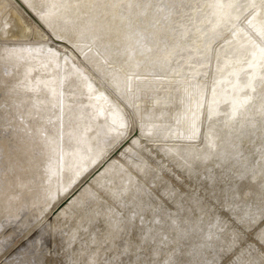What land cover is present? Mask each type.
I'll return each instance as SVG.
<instances>
[{"label": "rangeland", "instance_id": "1", "mask_svg": "<svg viewBox=\"0 0 264 264\" xmlns=\"http://www.w3.org/2000/svg\"><path fill=\"white\" fill-rule=\"evenodd\" d=\"M100 1L106 8L97 6L95 17L104 32L79 43L60 31L71 41L61 45L50 39V25L37 27L0 0V147L10 145L7 154L17 158L8 179L18 188L13 204L24 209L14 230L0 236V262L264 264V0H111L122 17L117 21L107 12L111 3ZM61 2L55 23L68 20L77 29L83 0ZM37 44L43 56L34 51ZM80 83L88 95L100 96L107 112L115 111L123 132L133 123L146 136L137 132L141 137L130 138L122 154L89 175L103 146L91 169L66 186L60 168V186L51 173L63 150L81 141L90 153L112 142L101 131L104 118L87 122L91 106L77 95ZM27 85L34 99L22 93ZM43 100L49 103L44 118L59 113L54 120H62L68 105L79 117L47 126L42 136V119L31 115L34 102L45 106ZM77 184L71 215L47 222V204Z\"/></svg>", "mask_w": 264, "mask_h": 264}, {"label": "bare ground", "instance_id": "2", "mask_svg": "<svg viewBox=\"0 0 264 264\" xmlns=\"http://www.w3.org/2000/svg\"><path fill=\"white\" fill-rule=\"evenodd\" d=\"M9 4H11V6H13V7H15L16 9H17V11L21 14V16L23 17V18H25V19H28L30 22H32L34 25H37V27L38 26H42V24H44V25H47L48 27H49V25H50V29L52 30L51 32H53V37H51L50 39L52 40V42H54V43H58V44H64L63 43V41H69V42H71L70 40H68L67 38V36L65 37V36H63V34H59V32L60 31H62L63 33H66L67 35H71V36H73V39H75V38H77L78 40H80L79 41V43L80 42H82V41H91V38L93 37V36H95V35H93L94 33H99V32H104L103 30H101L102 28H103V26H102V24L100 23V22H98L97 21V17H95V15L97 14V11L98 10H96V7L97 6H101V5H103V4H101V1L99 0V1H97L96 2V0H89V2H86L87 0H83V6H84V9H83V14L81 15V17H79L78 18V22H79V26H78V28L77 29H74L73 27H71V21H66V24H64V25H62V26H59L57 23H55V19L53 18L54 16H57L56 14L59 12V11H61V9H62V6H63V4H62V2H61V0H6ZM118 3H119V1L118 0H116ZM133 1H135V0H129V2L130 3H132ZM108 2L109 3H111V4H108V6L110 5L111 7L110 8H112V7H115V5L117 4L116 2L114 3L113 1H111V0H108ZM107 2V3H108ZM106 3V2H105ZM106 3V4H107ZM121 3V2H120ZM119 3V4H120ZM105 4V5H106ZM6 5V4H5ZM68 6V5H67ZM104 6V5H103ZM102 6V7H103ZM107 6V5H106ZM118 6V5H117ZM105 7V6H104ZM99 9H100V7H98ZM106 8V7H105ZM109 8V7H108ZM107 8V9H108ZM109 8V9H110ZM119 8V7H118ZM117 8V9H118ZM43 9H45V11L43 10ZM88 9H91V11H89ZM101 9H104V8H101ZM113 9L114 8H112V9H110V10H107V12L109 11L110 12V15H112V17H113V15H114V18H116L117 16H119L118 14H116L117 16H115V14H114V12H113ZM47 10V11H46ZM86 10H87V12H89V14H87L86 13ZM116 11V10H115ZM119 11V10H118ZM91 12V13H90ZM106 12V11H105ZM109 12H108V14H109ZM111 12H112V14H111ZM100 13H102L103 14V10H102V12H101V10H100ZM120 14V13H119ZM98 15V14H97ZM107 15V14H106ZM105 15V16H106ZM100 16H101V14H100ZM103 16V15H102ZM102 16H101V18L100 19H102ZM110 17V16H109ZM111 17V19H113V21H115V19L114 18H112ZM121 17V15L119 16V18ZM88 18H91L92 20H91V22H92V24H91V26L90 27H88V26H86V23L87 22H89V21H87V19ZM99 19V18H98ZM105 19H107V17L105 18ZM103 20V19H102ZM120 20H122V17L120 18ZM109 21V20H108ZM112 21V22H113ZM116 21H117V18H116ZM115 21V22H116ZM111 22V21H110ZM114 22V23H115ZM114 23L113 24H111V25H114ZM88 24V23H87ZM104 24H106V20H105V23ZM107 25V24H106ZM106 25H105V27H106ZM36 27V26H35ZM111 27V26H110ZM41 28H43V27H41ZM109 28V27H108ZM108 28H107V32H108ZM104 29V28H103ZM40 31H41V29H40ZM42 32H44V31H42ZM105 32H106V30H105ZM45 35V34H44ZM65 35V34H64ZM81 35L82 36H86V37H81ZM120 35V34H119ZM46 36H48V35H46ZM121 36V35H120ZM75 37V38H74ZM122 37V36H121ZM48 38V37H47ZM46 38V39H47ZM137 38V37H136ZM93 39H94V37H93ZM92 39V40H93ZM96 39V38H95ZM94 39V40H95ZM104 39V38H103ZM117 40H119L118 38H117ZM127 40H129L128 38H127ZM136 40V39H135ZM137 42H138V40H136ZM49 42H51V41H49ZM73 42V41H72ZM115 42V41H114ZM119 42H121V41H119ZM123 42V41H122ZM126 42V41H125ZM130 42V41H129ZM46 43V42H45ZM47 43H48V40H47ZM86 43V42H85ZM89 43V42H88ZM118 43V42H117ZM66 44V43H65ZM75 44V43H74ZM121 44V43H120ZM119 44V45H120ZM123 44V43H122ZM126 44H128V43H126ZM125 44V45H126ZM130 44V43H129ZM118 45V44H117ZM124 44L122 45L123 47L122 48H124V46H125ZM14 46V45H13ZM7 47H12V46H5L4 48L6 49ZM40 46H39V44H37V45H35V47L34 48H36V49H34V51H36L37 50V52H39L38 54H39V56H43L45 53L44 52H42L41 50H40V48H39ZM42 47V46H41ZM59 48H61L60 46H58ZM105 47V45H103V47H102V49H103V51L105 52V53H107V55L109 54L110 56H112L113 58H118V57H115L113 54V52H107L106 51V49L104 48ZM107 47V46H106ZM43 48V47H42ZM71 48V47H70ZM70 48H68V49H70ZM95 48V47H94ZM155 48V47H154ZM154 48H152V49H154ZM29 49V48H28ZM87 49V48H86ZM98 49V48H97ZM117 49V47L115 48V50L114 51H118V50H116ZM120 49V48H119ZM40 50V51H39ZM66 50V49H65ZM71 50V49H70ZM82 50V49H81ZM121 50V49H120ZM123 50V49H122ZM29 51V50H28ZM31 51H33V50H31ZM44 51V50H43ZM61 51H62V49H61ZM64 51V50H63ZM73 51V50H72ZM95 51V50H94ZM171 51V50H170ZM41 52H42V54H41ZM67 52V51H66ZM68 52H70V51H68ZM74 52V51H73ZM81 52V51H80ZM122 52V51H121ZM157 52V51H156ZM65 53V52H64ZM72 53V52H71ZM70 53V54H71ZM150 53V52H149ZM41 54V55H40ZM75 53H73V54H71V55H74ZM152 55H154L153 53H151ZM123 55V54H122ZM152 55H150V56H152ZM156 55V54H155ZM79 56V55H78ZM87 56V55H86ZM128 56H130V55H128ZM170 56V55H169ZM91 57V56H90ZM100 57V56H99ZM136 57H138V56H136ZM38 58V57H37ZM40 58V57H39ZM76 58V57H75ZM79 58V57H78ZM129 58V57H128ZM152 58V57H151ZM102 59V58H101ZM120 59V58H119ZM133 59V58H132ZM138 60H139V58H137ZM150 59V58H149ZM153 59H155V58H153ZM165 60V59H164ZM163 60V61H164ZM122 61H123V63H126V57H124L123 59H122ZM130 61V60H129ZM163 61H161V63L163 62ZM151 62H154L153 60L151 61ZM157 62H158V60H157ZM166 62V61H165ZM164 62V63H165ZM74 63V62H73ZM105 63V62H104ZM140 63V62H139ZM160 63V62H159ZM164 63H162V65L164 64ZM167 63V62H166ZM168 64V63H167ZM167 64L165 65L166 67H167ZM138 65H140V64H138ZM161 65V66H162ZM136 66V65H135ZM165 66H163V67H165ZM130 67V66H129ZM129 67H127V69L128 70H130L129 69ZM136 67H138V66H136ZM123 68V67H122ZM133 68V67H132ZM98 69V68H97ZM130 71H132V69L130 70ZM129 71V72H130ZM113 72H115V71H113ZM108 73V72H107ZM105 74V73H104ZM59 75H60V73H59V71L57 72V74H56V78H58L59 77ZM115 75H117V77H119L120 79H124L126 76H125V73L124 72H122V71H117L116 72V74ZM110 79H111V77H109ZM79 79H82V78H79ZM128 79V78H127ZM77 80V79H76ZM81 81V80H80ZM118 81V80H117ZM140 81H143V80H140ZM139 81V84L141 85V86H144L143 84V82H140ZM82 82V81H81ZM114 82V81H113ZM122 84H123V82H124V80H123V82L122 81H120ZM129 82V81H128ZM35 84V83H34ZM67 84V83H66ZM66 84H65V86L64 87H66ZM71 84V83H70ZM88 84V83H87ZM116 84H117V82H116ZM152 84V83H151ZM48 85V84H47ZM72 85V84H71ZM85 86H83L82 85V83H80V86H79V89H80V93L79 94H77V95H80V97H85V96H87L88 97V102H89V104H90V106H91V108L89 109L90 111H88V116H87V119H88V121L87 122H89L90 120H92V119H96V118H98V117H102V118H104L105 119V124H104V127L101 129V131L104 133V134H108L109 136H111V138H112V142L110 143V144H106V145H104V142L103 143H100L98 146H96L95 148H93V150H91V152L90 153H88V152H86L87 151V149L86 150H83V148H82V142L81 141H78L76 144H75V146L72 148V149H70V150H61L62 151V154H63V156H62V154L59 156L60 158H61V161H60V159H58V161H55L54 159H53V162H54V164H53V167H54V169L55 170H53L54 171V173H51V174H53V175H55L53 178H52V180H53V183L55 182V181H57V184H58V180H60V178H62L61 176H60V168H62L63 170H64V181L62 182V184L64 185V186H66V185H68L67 183H69L70 181H73V179H75V178H77V176L78 175H80L83 171L85 172V170L87 169V170H90L89 169V167L91 166V164L94 162V160H96V157L98 156V155H100V152H102L103 151V149L105 148V149H107V150H105V153L102 155V159L100 160V162L97 164V166L95 167V168H93L92 167V169L89 171V175H91L92 174V172H94V170L95 169H97V168H101L102 167V165H106V163H107V161H109L110 160V158L111 157H118L120 154H122L123 153V150H124V148H125V146H126V143L129 141V139L130 138H134L136 135L138 136V137H141V135H138L137 134V132H140L141 134H144L145 135V133H143V131H142V125L141 126H139V128L137 129L136 127L138 126H136L135 124H133V123H131V125L128 127V129L126 130V131H124L123 132V127H122V125H121V122L118 120V119H114V118H112L114 115H115V111H110V113H109V109H108V112H107V110H106V108L105 107H102V105L101 104H98V99L97 98H99L100 96L99 95H94V94H90V95H88V90H87V87H86V84H84ZM125 86V85H124ZM33 86L32 85H27L23 90H22V93L24 94H26V95H28L29 94V96L28 97H30L31 95H30V93H32V90H33V88H32ZM73 87V86H72ZM71 87V88H72ZM86 87V88H85ZM45 88V87H44ZM44 88H42V89H44ZM119 88V87H118ZM124 88V87H123ZM129 88V87H128ZM66 89H67V87H66ZM47 90V89H46ZM46 90H44V91H46ZM43 91V90H42ZM72 91V90H71ZM96 91V90H95ZM128 91V90H127ZM125 92V91H124ZM19 93V92H18ZM57 93V92H56ZM55 93V94H56ZM61 93H66V90L64 91V89H61ZM20 94V93H19ZM134 94V93H133ZM22 95V94H21ZM32 95H33V93H32ZM129 95V94H128ZM131 95V94H130ZM135 95V94H134ZM134 95H133V97H134ZM38 96V95H37ZM41 96V95H40ZM52 96V95H51ZM94 96L96 97V98H94ZM20 97V96H19ZM23 97V96H22ZM32 97V96H31ZM125 97H127V96H125ZM27 98V97H26ZM39 98V97H38ZM41 98V97H40ZM124 98V97H123ZM29 99V98H28ZM32 99H34V97H32ZM35 100H36V98H35ZM34 100V101H35ZM39 100V99H38ZM37 100V101H38ZM47 100V99H46ZM31 102H32V100H30ZM44 101V100H43ZM52 101V100H51ZM50 101V102H51ZM58 99L56 100V102H57V105H58ZM132 102V101H131ZM30 103V102H29ZM34 103H36V104H34L35 106H33V107H36L37 108V110H35L34 111V113H32V115H31V118H37V119H42V122H39L38 123V125H40V127H41V130L39 131V133L41 132V131H43V133H42V136L43 135H45L44 133H45V131H48V128H50L51 126H54V124H58L59 122H61L60 124L61 125H63V124H65L63 121L65 120V121H67L68 122V116H70V118H72V119H77L79 116H77L76 115V113L78 114L79 112H75V110H74V108L71 106V105H68V106H65L64 108H63V111H64V113H63V119L61 120V118H59V120H54V118H55V116H59V113L58 114H52V115H54V116H52L51 115V119H49V118H44L47 114H49V112L43 117L42 116V114H41V110H43L44 109V107H47L48 108V104H46L45 103V101H44V104H45V106L43 105V103L40 101V103H37V102H34ZM128 103H129V101H128ZM27 105H29V104H27ZM47 105V106H46ZM30 106V105H29ZM31 107H32V104H31ZM32 107V108H33ZM50 108H52V107H50ZM54 108H55V106H54ZM53 108V109H54ZM136 109H138V107L136 108ZM45 111H48V109H44ZM44 110L42 111V112H44ZM123 110H125V109H123ZM30 111V110H29ZM77 111V110H76ZM93 111H96L95 113H93ZM127 111V110H126ZM119 114V113H118ZM124 114V113H123ZM40 115H41V117H43V118H40ZM82 114H80V116H81ZM126 115V114H125ZM124 115V116H125ZM127 116H128V114H127ZM123 117V116H122ZM65 118H67V119H65ZM127 119V118H126ZM33 120V119H32ZM101 120H103V119H101ZM58 122V123H57ZM130 122V121H129ZM22 123V122H21ZM30 123V122H29ZM28 123V124H29ZM145 123V122H144ZM143 123V124H144ZM59 124V125H60ZM147 124V123H146ZM23 125V124H22ZM127 125H129V124H127ZM25 126V125H24ZM48 126V128L46 129V127ZM148 126V125H147ZM37 127V126H36ZM149 127H150V130L152 131V127H151V125H149ZM43 128H45V130H43ZM146 128V127H145ZM144 128V129H145ZM148 129V128H147ZM146 131V130H145ZM147 134V133H146ZM216 135V134H215ZM146 136V135H145ZM214 137V136H213ZM217 137V136H216ZM42 138V137H41ZM41 138H40V141H42L41 140ZM44 138V137H43ZM149 138V137H148ZM139 139V138H138ZM140 140V139H139ZM137 141V140H136ZM7 142V141H6ZM138 142V141H137ZM16 143V142H15ZM41 143H43V141L41 142ZM106 143V142H105ZM141 143V142H140ZM7 144V143H6ZM9 145V144H8ZM29 145V144H28ZM10 146V145H9ZM8 146V147H9ZM35 146V145H34ZM63 146V145H62ZM61 146V147H62ZM103 146H106V147H104L103 148ZM8 147H5V145L4 146H1L0 147V157H1V159H0V214L2 213V212H4L6 209H11L12 211H13V213H12V215H10V216H7V217H3L2 215H0V232L3 230V232H2V234H0V236L2 237L3 236V234L5 235V233H7V232H11V230L13 231L14 230V228H15V226H16V223L15 222H18V219L20 218V216H21V212L24 210V209H22V210H20V207L19 206H16L15 204H13V203H15V201H13L14 200V198H16V194H17V185L16 184H14L15 183V181L14 182H12L11 181V179L9 180L8 179V176H9V174H11V173H13V170H14V168L13 169H10V168H8V166H13L14 164L16 165V157L15 156H10L9 154H7V148ZM124 147V148H123ZM11 148H13V146L11 147ZM10 148V149H11ZM15 148V147H14ZM123 148V149H122ZM4 149V150H3ZM40 149V148H39ZM41 149L42 150H46V151H48L47 149H46V146H45V144H43L42 145V147H41ZM53 149V148H52ZM2 150V151H1ZM41 150V151H42ZM52 151V150H51ZM11 155H13V154H11ZM20 156V155H19ZM100 157V156H99ZM114 157V158H115ZM26 161V160H25ZM113 161V160H112ZM111 161V162H112ZM52 162V163H53ZM115 162V161H114ZM96 164V163H95ZM33 167H36V166H33ZM23 168V167H22ZM21 167L20 168H17V169H22ZM26 168V167H25ZM24 168V169H25ZM57 168V169H56ZM5 169H8V171L9 172H5ZM23 169V170H24ZM37 169V168H36ZM35 170V169H34ZM41 170V169H40ZM62 170V171H63ZM17 171V170H16ZM21 171V170H20ZM33 171V170H32ZM37 171V170H36ZM18 173H19V170L17 171ZM25 172V171H24ZM24 172H22V173H24ZM52 172V171H51ZM83 172V173H84ZM96 172V171H95ZM16 173V172H15ZM21 173V172H20ZM43 173V171H40L39 172V174H42ZM45 173H46V171H45ZM36 174V173H35ZM87 174V175H88ZM13 175H15V174H13ZM30 176H31V174H29ZM85 175V174H84ZM87 176L88 178L89 177H91V176ZM22 176H23V174H22ZM22 176H20V177H22ZM35 176V175H34ZM39 176V175H38ZM82 176V175H81ZM80 176V177H81ZM20 177H18V179L20 178ZM60 177V178H59ZM79 177V176H78ZM79 177V178H80ZM13 178V177H12ZM22 178H24V177H22ZM29 178V177H28ZM33 178V180L34 179H36V178H34V177H32ZM103 178V177H102ZM15 179H17V178H15ZM38 179V178H37ZM14 180V179H13ZM21 180H23V179H21ZM33 180H31L30 179V181H31V183L32 182H34ZM76 180V179H75ZM80 180V179H79ZM78 180V181H79ZM101 180V179H100ZM19 181V180H18ZM49 181H51V180H49ZM98 181V180H97ZM52 182V181H51ZM103 182V181H102ZM20 183V182H19ZM48 183H50V182H48ZM60 183V182H59ZM82 183V182H81ZM70 184H71V182H70ZM74 184V183H73ZM80 184V183H79ZM79 184H77L76 185V187H70V188H68L67 187V190L63 193V191H62V196L60 195V196H58V198L57 199H55V200H52L50 203H48L47 204V207H46V211L45 212H47L46 213V221L48 222L49 220H51V221H57V220H59V219H64V216H70L71 215V213H72V211H74V207H75V203L77 202V199L79 198V196H80V194H79V192H80V190H79V188L81 187ZM20 185V184H19ZM18 185V186H19ZM58 185H60V184H58ZM57 185V188L59 187ZM21 186V185H20ZM19 186V187H20ZM23 186H27V185H23ZM33 186V185H32ZM48 186H49V184H48ZM47 186V187H48ZM61 186V185H60ZM73 186V185H72ZM90 186V185H89ZM22 187V186H21ZM51 187V186H50ZM53 187H56L54 184H53ZM49 188V187H48ZM24 189V188H23ZM55 189V188H54ZM34 190V189H33ZM62 190V189H61ZM55 191H56V189H55ZM21 192H23L22 191V189H21ZM31 193V192H30ZM33 193V192H32ZM56 193H57V191H56ZM21 194V193H20ZM27 194V193H26ZM53 195H55V194H53ZM18 197V196H17ZM54 198V197H53ZM21 200V199H20ZM19 201V200H18ZM22 202V201H21ZM22 204V203H21ZM23 205V204H22ZM28 205V204H27ZM32 206H30V205H28V207H27V209H29V210H32ZM26 222V221H25ZM54 225V224H53ZM28 231V230H27ZM30 232V231H29ZM31 233V232H30ZM50 240H52V238H49ZM55 239H56V237H55ZM20 244V243H19ZM15 245V244H14ZM42 245V244H41ZM18 246V245H17ZM48 249H47V252L48 253H51V252H53L54 250H53V247H52V245H51V248H50V245L47 247ZM28 252V251H27ZM21 253V251L20 252H18L17 254L19 255ZM33 254V253H32ZM53 254V253H52ZM18 255H17V257H18ZM24 255V254H23ZM55 255V254H54ZM11 257V256H10ZM33 257V256H32ZM16 258V257H15ZM25 259V258H24ZM31 259V258H30ZM0 264H5V262L2 260L1 262H0ZM12 264H29L28 263V261H26V260H22V259H20V260H17L16 262H13Z\"/></svg>", "mask_w": 264, "mask_h": 264}]
</instances>
